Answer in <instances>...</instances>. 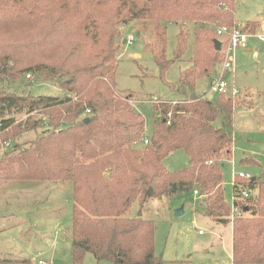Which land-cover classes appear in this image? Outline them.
<instances>
[{
	"label": "trees",
	"instance_id": "1",
	"mask_svg": "<svg viewBox=\"0 0 264 264\" xmlns=\"http://www.w3.org/2000/svg\"><path fill=\"white\" fill-rule=\"evenodd\" d=\"M131 21H150L160 31L154 59L162 71L171 63L165 60L166 26L199 23L195 56L178 80L183 98L151 105L155 121L142 148L143 114L113 89L119 26ZM221 25L238 26L234 0H0V82L28 75L32 84L56 81L60 91L0 92V135L21 128L17 113L44 117L41 127H32L43 132L29 148L1 137L13 149L0 154V180L71 182L72 264H83L87 253L97 263L162 264L154 254V224L130 217L133 204L141 210L150 200L196 191L206 216L229 223L222 167L231 153L235 105L195 90L196 80L220 64L213 41ZM258 29V21L242 27ZM177 41L179 58L185 44ZM177 150L186 154L187 166L166 171L163 160ZM232 186L250 194L252 218L232 223L231 263L264 264V168L249 180L235 177Z\"/></svg>",
	"mask_w": 264,
	"mask_h": 264
},
{
	"label": "rangeland",
	"instance_id": "2",
	"mask_svg": "<svg viewBox=\"0 0 264 264\" xmlns=\"http://www.w3.org/2000/svg\"><path fill=\"white\" fill-rule=\"evenodd\" d=\"M263 18L264 0H234V21L238 25L235 27L242 29L246 23L259 20V29L255 33L244 31L251 35L249 49L234 52L235 72L226 75L227 79L233 80L235 76L234 83L240 90V95L231 101L235 105L233 156L222 167L224 200L228 205L231 204L234 176L241 172L257 177L260 169L264 168V41L260 39L264 36L261 27ZM165 29V60L171 63L162 71L154 59V56H159L158 36L161 34L156 26L150 21H131L119 26L121 39L113 89L117 98L127 100L143 114V139H149L155 121L151 99L154 97L159 102L181 100L180 73L190 66L195 56L199 23L169 24ZM177 37L185 44L179 58L175 57ZM208 76L195 82L196 93L202 98L208 89ZM32 83L33 78L27 76L17 82L3 78L0 92L35 96L60 94L56 81ZM43 118L42 113H17L15 124L21 125V128L15 129L17 125L10 128L6 134L0 135V141L4 137L11 145L15 143L20 148H29L42 135L43 128L35 130L32 127L40 126L38 120ZM1 142L0 154L13 149ZM142 145L146 144L140 141L138 148ZM245 154L258 165L240 163ZM187 162L184 151L177 150L170 153L162 164L166 171L174 172L185 168ZM71 195L72 184L69 181L0 180V260L72 264ZM200 200L198 195L183 193L162 200H150L141 210L133 204L129 210L130 217L141 215L153 222L154 254L160 257L162 264H232L234 220L227 218L229 223L223 224L206 216ZM244 218H252V211ZM83 264L113 263H97L87 253Z\"/></svg>",
	"mask_w": 264,
	"mask_h": 264
},
{
	"label": "built area",
	"instance_id": "3",
	"mask_svg": "<svg viewBox=\"0 0 264 264\" xmlns=\"http://www.w3.org/2000/svg\"><path fill=\"white\" fill-rule=\"evenodd\" d=\"M215 38L221 43L220 54V64L218 67L208 76L209 83L207 92L204 93V98H210L213 96H223L225 99L233 101L240 95V90L236 87L234 80L227 79L226 75H233L235 72L234 64V52L238 49H246L248 44L249 34L244 32L241 28L238 27H228V26H218L214 31ZM260 39L264 41V36H261ZM27 78L30 76L27 75ZM151 102L153 104L160 103L156 98H152ZM86 113H89L87 110ZM144 144H147V139L142 140ZM8 146V144H5ZM235 177L241 179L249 180L252 178V175L249 173H237ZM199 194L194 191L193 196ZM250 194L246 190H241L240 192L232 193V199L230 207V220L235 218H244L249 214V199ZM248 208V211L244 209ZM201 234V231H199ZM40 264H44L41 261Z\"/></svg>",
	"mask_w": 264,
	"mask_h": 264
},
{
	"label": "crops",
	"instance_id": "4",
	"mask_svg": "<svg viewBox=\"0 0 264 264\" xmlns=\"http://www.w3.org/2000/svg\"><path fill=\"white\" fill-rule=\"evenodd\" d=\"M256 21H258L259 22V20H256ZM261 21V20H260ZM264 18L262 19V25H261V27L264 29ZM251 36V35H250ZM249 42V41H248ZM249 49V47H248V44H247V47H246V49H244V50H248ZM135 57H137V54L135 55ZM234 82H235V76H234ZM236 84V83H235ZM253 106V105H252ZM252 110H254L253 108H252ZM232 147V146H231ZM246 155V154H245ZM244 155V158L243 159H241L240 160V163H246V164H250V161L249 160H247L246 158H249V159H251L250 157H249V155H246L245 156ZM232 156H233V153H232V148H231V153H230V157H229V159L227 160V161H229V160H231L232 159ZM247 160V161H246ZM233 182H234V179H233ZM233 185V184H232ZM223 186H225V179H224V183H223ZM223 190H224V187H223ZM233 186H232V193H233ZM1 259V258H0Z\"/></svg>",
	"mask_w": 264,
	"mask_h": 264
},
{
	"label": "water",
	"instance_id": "5",
	"mask_svg": "<svg viewBox=\"0 0 264 264\" xmlns=\"http://www.w3.org/2000/svg\"><path fill=\"white\" fill-rule=\"evenodd\" d=\"M213 45H214V50H215L216 52H219L220 49H221V43H220L217 39H215V40L213 41ZM244 210H245V211H248V208H245Z\"/></svg>",
	"mask_w": 264,
	"mask_h": 264
}]
</instances>
